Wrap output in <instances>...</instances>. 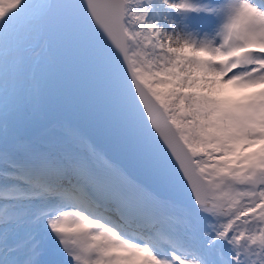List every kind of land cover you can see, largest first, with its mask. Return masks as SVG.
<instances>
[{
    "label": "snow or ice",
    "instance_id": "1",
    "mask_svg": "<svg viewBox=\"0 0 264 264\" xmlns=\"http://www.w3.org/2000/svg\"><path fill=\"white\" fill-rule=\"evenodd\" d=\"M0 264H264V0H0Z\"/></svg>",
    "mask_w": 264,
    "mask_h": 264
},
{
    "label": "bare ground",
    "instance_id": "2",
    "mask_svg": "<svg viewBox=\"0 0 264 264\" xmlns=\"http://www.w3.org/2000/svg\"><path fill=\"white\" fill-rule=\"evenodd\" d=\"M227 95L231 98L238 99L240 96L243 95V93L237 89L232 88L231 86H227Z\"/></svg>",
    "mask_w": 264,
    "mask_h": 264
}]
</instances>
